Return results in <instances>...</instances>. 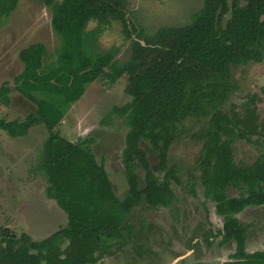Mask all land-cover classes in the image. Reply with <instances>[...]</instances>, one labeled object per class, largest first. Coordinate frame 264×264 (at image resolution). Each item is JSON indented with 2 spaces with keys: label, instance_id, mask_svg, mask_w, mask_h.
Listing matches in <instances>:
<instances>
[{
  "label": "trees",
  "instance_id": "1",
  "mask_svg": "<svg viewBox=\"0 0 264 264\" xmlns=\"http://www.w3.org/2000/svg\"><path fill=\"white\" fill-rule=\"evenodd\" d=\"M19 1L0 0V19L9 17ZM39 1L52 13L61 48L52 55L43 43L21 50L24 69L15 77V91L36 109L24 119L0 117V131L19 138L46 127L34 172L44 177L48 198L68 223L40 241L0 227V264H98L112 257L134 237L131 218L137 208L175 202L172 185H181V179L169 163L170 151L192 122H206L193 138L202 143L197 165L205 196L224 217L221 244L235 243L236 264H264V251L247 252V230L237 217L249 207L264 206V155L245 164L236 163L234 154L236 142L264 139V121L253 98L225 110L238 91L233 69L264 62V0H203L188 24L153 34L138 30L128 18L127 0ZM91 23L96 26L89 30ZM117 23L123 39L132 42L126 63L118 61L119 47L99 50V37ZM48 57L55 60L47 68ZM125 76L131 101L110 113L125 119L128 128L121 164L129 189L120 199L94 152L95 140L73 142L59 128L90 85L114 84ZM11 93L3 84L0 104L10 106ZM147 145L162 176L151 166ZM230 189L239 195L229 196Z\"/></svg>",
  "mask_w": 264,
  "mask_h": 264
},
{
  "label": "rangeland",
  "instance_id": "2",
  "mask_svg": "<svg viewBox=\"0 0 264 264\" xmlns=\"http://www.w3.org/2000/svg\"><path fill=\"white\" fill-rule=\"evenodd\" d=\"M127 3L128 18L138 30L153 34L164 27L188 24L201 9L203 0H127ZM95 26L91 23L88 29ZM121 30L118 23L109 27L99 37L98 44L101 51L119 47L118 61L126 63L132 42L123 39ZM35 43H43L49 55L61 48L60 37L52 28L51 11L39 0H20L9 17L0 19V88L8 83L12 89L10 106L0 104V117L7 121L24 119L36 109L15 91L14 83L24 69L19 59L21 50ZM54 60L48 57L45 66L48 68ZM233 73L238 91L225 110L229 112L234 105L238 108L253 98L264 121V62L236 67ZM127 84L125 76L114 84L99 80L90 85L82 99L72 105L59 128L73 142L80 138L95 140L94 152L108 170L120 199L129 189L121 164L128 128L125 119L110 113L113 107L131 101L125 92ZM185 125L187 133L179 137L170 151L169 163L177 166L181 179V185H172L175 202L170 207L137 208L131 218L134 237L98 264H236L237 259L233 258L236 245L221 244L224 217L205 196L197 165L202 143L193 135L206 122ZM47 135L44 125L19 138L0 131V227H9L19 235L27 233L36 241L68 223L57 203L48 198L44 177L34 172ZM257 140L235 143L236 163L251 164L264 155V139ZM145 148L153 170L162 176L155 153L148 145ZM138 174L141 176L142 170ZM228 194L239 195L233 189ZM237 217L247 230V252L264 251V206L249 207Z\"/></svg>",
  "mask_w": 264,
  "mask_h": 264
},
{
  "label": "crops",
  "instance_id": "3",
  "mask_svg": "<svg viewBox=\"0 0 264 264\" xmlns=\"http://www.w3.org/2000/svg\"><path fill=\"white\" fill-rule=\"evenodd\" d=\"M34 174H35V173H34ZM63 213H64V212H63ZM64 214H65V213H64ZM65 215H66V214H65ZM66 218H67V216H66ZM55 232H56V231H55ZM49 236H50V235H49ZM46 237H48V236H46ZM46 237H44V238H46ZM44 238H43V239H44Z\"/></svg>",
  "mask_w": 264,
  "mask_h": 264
},
{
  "label": "water",
  "instance_id": "4",
  "mask_svg": "<svg viewBox=\"0 0 264 264\" xmlns=\"http://www.w3.org/2000/svg\"><path fill=\"white\" fill-rule=\"evenodd\" d=\"M144 44V43H143Z\"/></svg>",
  "mask_w": 264,
  "mask_h": 264
}]
</instances>
